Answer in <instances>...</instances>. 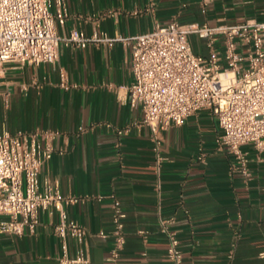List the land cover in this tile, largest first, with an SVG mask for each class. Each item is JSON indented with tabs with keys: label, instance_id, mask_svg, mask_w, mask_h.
Wrapping results in <instances>:
<instances>
[{
	"label": "crops",
	"instance_id": "0c3cea01",
	"mask_svg": "<svg viewBox=\"0 0 264 264\" xmlns=\"http://www.w3.org/2000/svg\"><path fill=\"white\" fill-rule=\"evenodd\" d=\"M67 16L58 35L80 29L126 36L155 24L209 25L264 20V0H65ZM194 50L208 55L205 40L191 37ZM219 44L217 48L219 49ZM69 83L59 85V70ZM130 51L121 42L60 46L55 63L9 62L0 79V133L58 131L54 152L39 172L65 197L69 218L86 228L88 264H109L112 202L126 217L125 245L115 264H169L159 218L179 240L185 264H264V151L242 149L249 176L217 143L221 133L208 108L181 125L160 131L164 156L157 175L152 134L138 105L129 102ZM122 130V132H118ZM57 212L39 213L35 232L0 233V264H55L63 245L54 233ZM143 231V233H139ZM69 255L75 241L66 240Z\"/></svg>",
	"mask_w": 264,
	"mask_h": 264
},
{
	"label": "built area",
	"instance_id": "2783aa9c",
	"mask_svg": "<svg viewBox=\"0 0 264 264\" xmlns=\"http://www.w3.org/2000/svg\"><path fill=\"white\" fill-rule=\"evenodd\" d=\"M66 16L65 0H0V79L9 62L55 63L62 44L85 48L90 43L111 46L121 42L130 51L133 80L127 87L129 102L140 107L142 123L151 130L157 175L165 159L160 131L181 125L189 115L208 108L221 129L218 145L227 149L236 168L249 176L242 146L252 144L264 151V20L218 25L174 20L131 36H111L103 30L86 35L80 29L58 35L56 24H63ZM192 36L205 40L208 55L194 50ZM59 77L62 88L75 86L62 68ZM57 135L58 131L50 129L0 133V233L33 234L39 213L56 211L54 233L63 253L55 264H88L86 228L69 218L64 209L65 203L76 199L65 197L48 180L42 186L39 182L40 168L51 158ZM111 208L112 229L108 233L101 230L99 235L112 238L107 261L115 264L125 245L126 214L116 199ZM169 222L159 218L168 243V262L185 264ZM68 237L76 244L73 255L68 254ZM259 256L264 258V251Z\"/></svg>",
	"mask_w": 264,
	"mask_h": 264
}]
</instances>
